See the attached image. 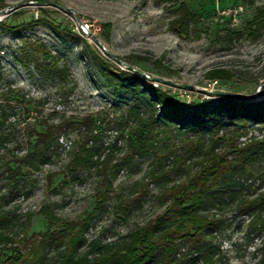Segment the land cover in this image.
I'll return each instance as SVG.
<instances>
[{
    "label": "rangeland",
    "instance_id": "374dc122",
    "mask_svg": "<svg viewBox=\"0 0 264 264\" xmlns=\"http://www.w3.org/2000/svg\"><path fill=\"white\" fill-rule=\"evenodd\" d=\"M22 2H54L77 12L79 21L69 12L46 5L14 9ZM180 5L194 14L196 35L178 36L171 29L173 10ZM236 8L242 10L235 13ZM258 11L264 12V0H0V24L5 25H0V105L8 108L10 114L5 126L10 137L0 149V170L10 163L23 171L21 183L6 185L0 179V215L11 222L0 232L12 235L19 242L15 244L21 254L29 256L31 248L25 247L27 240L54 229L39 214L42 207L50 208L62 221H79L99 200L97 193L105 190V177L111 179L115 172L110 200L86 230L87 242L118 240L134 228L154 221L164 210L159 207L164 185L150 182L146 174L153 154L155 157L163 154L171 145L169 140L158 143L149 156L129 161L118 172L114 166L124 162L130 153L124 141L126 136L119 138L116 151L103 168L89 174L79 172L76 177L68 169L88 127L99 144L107 148L119 137L118 118L128 107L139 103L136 94L116 88L98 71L93 55L104 58L114 73L135 75L101 52L96 40L122 63L146 76L192 86V90H184L151 83L135 75L186 104L221 98L258 102L264 100V88L259 99L238 98L257 94L264 82V25L252 35L245 33ZM80 22L92 25V35L80 31ZM21 24L30 26L18 36L6 31L7 26ZM31 49L37 50L29 54L28 66L24 67L19 59L24 56L23 50ZM38 49H44L50 59L45 60ZM51 58L56 59L59 69L65 70L58 78L43 77L34 67L36 59L48 63ZM213 72L223 74L221 78L210 79ZM89 116L96 120L92 127L84 125ZM71 121L83 124L76 128L70 125ZM62 122L65 126L58 145L50 149L47 161L38 163L31 156L37 134L44 132L46 123ZM260 129L252 125L244 137L233 143L242 146L252 139H261ZM218 147L224 153L232 152ZM107 153L105 150L104 154ZM259 168L264 171V161L254 170ZM255 173L259 175V171ZM255 176L250 177L242 192L248 200L264 192V177L255 179ZM185 179L184 174L170 175L167 186ZM137 182L140 200L129 195ZM15 185L19 186L15 189ZM117 205L122 208L130 205L126 217ZM235 210V206L212 210L208 216L223 224L212 239L204 238L211 239L217 248V264H258L264 248V231L251 227L250 216H237ZM1 246L0 243V264H6L12 253ZM55 256V250H47L39 264H52Z\"/></svg>",
    "mask_w": 264,
    "mask_h": 264
},
{
    "label": "trees",
    "instance_id": "16d2710c",
    "mask_svg": "<svg viewBox=\"0 0 264 264\" xmlns=\"http://www.w3.org/2000/svg\"><path fill=\"white\" fill-rule=\"evenodd\" d=\"M173 15L170 26L178 36H188L190 33L196 35L194 14L187 7L178 6L173 10ZM0 25L5 26L2 23ZM263 25L264 12L258 11L245 33L252 35ZM29 26H7L6 31L12 36H18ZM36 50H23L24 56L19 61L24 67L28 66L29 54ZM38 52L45 60L50 59L44 49H38ZM93 61L109 83L136 94L139 103L128 107L118 118L116 125L119 137L107 148L99 144L98 137L88 127L80 137L68 169L76 177L79 172L89 174L98 167L103 168L107 158H111L116 151L119 138L124 139L126 136L124 141L130 153L124 157V162L114 166L118 172L129 161L149 156L155 152L153 149L158 143L169 140L171 145L163 154L158 157L153 154L146 174L150 182L164 185L159 196V207L164 210L154 221L134 228L118 240L87 242L86 230L93 224L95 215L110 200L115 172L111 179L105 177V190L97 193L99 200L91 212L84 214V218L79 221H62L50 208L42 207L39 214L54 229L39 233L38 238L27 240L25 247L31 248L29 256L21 254L18 244H15L19 242L12 235L0 232L1 248L12 253L5 260L6 264H39L47 250L56 251L52 264H217V248L212 245L211 236L223 223L219 219L210 218L208 214L214 209L221 210L229 206H235L237 216H250L251 227L264 231V192L250 200L242 195L253 174L256 175L255 179L264 177V171L260 168L254 170L264 161V100L246 102L221 98L201 104H186L135 75L122 71L112 72L106 60L100 56L93 55ZM34 67L41 76L47 78H58L65 73V70L57 67L56 59L48 63L36 59ZM222 74L213 72L209 77L221 78ZM9 116L8 108L0 105V149L10 137L5 129ZM95 121L89 116L84 125L92 127ZM63 123L44 124V132L37 134L33 145L31 156L35 161H47L50 149L58 145L59 135L65 126ZM79 123L71 121L70 125L79 128L83 122ZM252 125L263 130L262 138L236 146L233 143L235 139L244 137ZM218 146H224L232 152L224 153L218 150ZM105 150L108 151L106 155ZM230 156L233 157L230 159ZM168 162L169 165L166 164ZM256 171H259V175ZM174 174H184L186 179L180 184L167 186L170 175ZM22 176V169L10 163H5L0 170V179L6 185L11 182L21 183ZM139 186V182L135 183L129 194L136 200L141 199ZM116 208L125 217L131 209L130 205L124 208L117 205ZM10 223V220L0 215V229ZM204 236L211 239L206 240ZM84 245L86 249L83 251ZM261 251L258 264H264V248Z\"/></svg>",
    "mask_w": 264,
    "mask_h": 264
},
{
    "label": "water",
    "instance_id": "95a60500",
    "mask_svg": "<svg viewBox=\"0 0 264 264\" xmlns=\"http://www.w3.org/2000/svg\"><path fill=\"white\" fill-rule=\"evenodd\" d=\"M43 6V5H46V6H50V7H53V8H56L60 11H64V12H69L71 14H73L75 16V18L79 21V14L77 12H75L73 9H70V8H67L65 6H62L60 4H57V3H54V2H22V3H19L15 6L14 9H18V8H21V7H25V6ZM2 14V12H0V15ZM99 47L102 49L103 53L108 56L109 58L115 60L119 65H121L122 67L128 69L129 71H132L135 73V75L139 76V77H142V78H146L149 82H155V83H162L164 85H168V86H173V87H177V88H180V89H184V90H192V86L190 85H185V84H176L170 80H164V79H160V78H156V77H149V76H146L143 72L133 68L132 66H129L127 64H124L122 63L120 60H118L116 58L115 55L111 54L110 52H108L104 47L103 45L98 41L96 40ZM264 88V82L262 83V85L260 86L259 90L257 91V94L251 96V97H242V96H238V98L240 99H259L263 96V90ZM215 95H222V93L220 92H215Z\"/></svg>",
    "mask_w": 264,
    "mask_h": 264
},
{
    "label": "built area",
    "instance_id": "2783aa9c",
    "mask_svg": "<svg viewBox=\"0 0 264 264\" xmlns=\"http://www.w3.org/2000/svg\"><path fill=\"white\" fill-rule=\"evenodd\" d=\"M241 10H242L241 8H236L235 9V13H239ZM79 25H80L79 26L80 27V31L84 35H86V36L92 35L91 30H90V27H92L91 24H88V23H85V22H80ZM101 52H103L102 49H101Z\"/></svg>",
    "mask_w": 264,
    "mask_h": 264
}]
</instances>
